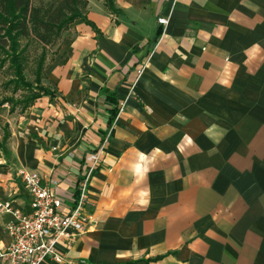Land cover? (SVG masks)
<instances>
[{"label": "crops", "instance_id": "0c3cea01", "mask_svg": "<svg viewBox=\"0 0 264 264\" xmlns=\"http://www.w3.org/2000/svg\"><path fill=\"white\" fill-rule=\"evenodd\" d=\"M114 7L119 14L89 0L96 30L75 21L44 70L55 96L14 113L36 125L39 144L12 142L0 201L28 213L16 173L35 170L67 202L86 157L98 153L92 231L69 260L264 264V0ZM159 17L169 19L165 29ZM12 218L0 212V247Z\"/></svg>", "mask_w": 264, "mask_h": 264}, {"label": "built area", "instance_id": "2783aa9c", "mask_svg": "<svg viewBox=\"0 0 264 264\" xmlns=\"http://www.w3.org/2000/svg\"><path fill=\"white\" fill-rule=\"evenodd\" d=\"M157 23L165 29L169 19L159 17ZM121 109L122 105L119 111ZM86 161L90 165L78 179L67 202L53 189L56 180L46 179L35 170L17 171L16 176L29 197L30 211L20 214L12 210L9 203L0 201V212L13 215L4 227L10 243L0 247V264H86L82 260L73 262L67 258V250L72 248L78 236L92 231L89 185L100 161L99 154L88 155Z\"/></svg>", "mask_w": 264, "mask_h": 264}, {"label": "trees", "instance_id": "16d2710c", "mask_svg": "<svg viewBox=\"0 0 264 264\" xmlns=\"http://www.w3.org/2000/svg\"><path fill=\"white\" fill-rule=\"evenodd\" d=\"M89 0H0V69L7 66L10 79L6 88L14 95L5 97L0 106L8 105L9 114L22 113L41 97H54L55 93L43 85L44 70L53 60L56 51H49L62 39L77 20L95 29L86 18ZM112 14H119L114 0H104ZM60 42V41H59ZM58 45V44H57ZM37 51L30 56V48ZM31 67L34 80H27L25 71ZM113 112L110 120H115ZM10 133L4 130L0 148L7 146Z\"/></svg>", "mask_w": 264, "mask_h": 264}, {"label": "rangeland", "instance_id": "374dc122", "mask_svg": "<svg viewBox=\"0 0 264 264\" xmlns=\"http://www.w3.org/2000/svg\"><path fill=\"white\" fill-rule=\"evenodd\" d=\"M59 41L56 43L54 47H50L49 51L54 50L57 44L60 43ZM29 51H30V56L33 57V55L39 50L31 47ZM25 75L28 81L33 82L34 75H33V72L30 66L25 71ZM9 79H10V75L8 73V68L7 66H4V68L0 69V101H2L5 97H10L11 95H14L12 94V88L4 87L5 83ZM20 95L21 93L17 92L14 95V97L19 98ZM8 109L9 108L7 104L0 106V141H2L3 139L4 130L6 129V127H8L11 132V137L9 139V142H7L8 147L6 146V149L0 148V162L2 159H4L6 163L11 161L9 149L12 146V142L17 143L20 140L24 139V140H27L28 144H37V145L39 144V141H38L39 137H38V132H37L38 130L36 128V125L30 124V123L26 125L25 123L29 121V119L25 121L24 118H28V117H25V115L18 116L16 114H14L13 116L9 115ZM47 145H49V149H50L51 146L49 142L47 143ZM7 151H8V154H6Z\"/></svg>", "mask_w": 264, "mask_h": 264}]
</instances>
